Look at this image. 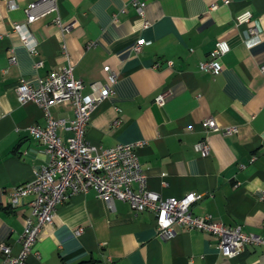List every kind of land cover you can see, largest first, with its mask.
<instances>
[{"label": "crops", "instance_id": "obj_1", "mask_svg": "<svg viewBox=\"0 0 264 264\" xmlns=\"http://www.w3.org/2000/svg\"><path fill=\"white\" fill-rule=\"evenodd\" d=\"M12 1L11 8L0 0V242L19 251L31 196L12 207L8 194L33 179L48 159L28 129L45 125L43 111L34 102L19 103L18 81L34 83L71 65L87 94L91 82L105 80V64L117 80L112 95L91 114L87 141L104 148L140 142L148 188L164 198L199 193L191 204L194 214L264 237V0H144L143 16L133 0H52L29 24L37 39L34 53L13 30L34 0ZM51 4L55 9L47 11ZM246 10L254 33L235 23ZM139 39L141 50L135 52ZM216 41L230 49L221 58L223 68L212 74L198 64ZM50 111L74 116L69 104ZM208 117L237 131L205 130L201 121ZM70 134L58 130L62 139ZM201 140L208 142L206 153L196 148ZM26 264H264V246L246 244L228 257L215 235L198 229L177 227L162 238L153 213L135 211L120 199L109 206L90 188L69 193L57 206Z\"/></svg>", "mask_w": 264, "mask_h": 264}, {"label": "built area", "instance_id": "obj_2", "mask_svg": "<svg viewBox=\"0 0 264 264\" xmlns=\"http://www.w3.org/2000/svg\"><path fill=\"white\" fill-rule=\"evenodd\" d=\"M52 0H34L25 7L26 20L14 22L13 30L19 34L21 41L29 53L36 50L37 39L30 30L29 24L36 19L37 9ZM137 13L143 16L145 1L133 0ZM228 3L229 0H223ZM9 7L15 3L8 0ZM216 7L211 4L210 9ZM50 5L47 11L54 10ZM252 13L249 10L238 13L236 24L248 25L250 33L255 27L250 26ZM59 23V19H56ZM149 24L145 21V25ZM69 25L63 26L67 29ZM143 40L134 44L135 52L141 50ZM230 49L226 41H216L207 54L206 59L199 62L203 71L215 74L223 68L222 56ZM15 61V56H11ZM41 62L35 63L40 65ZM104 81H93L87 94L82 92L85 83L73 74L71 65H61L38 77L31 83L21 78L16 87L19 103L34 102L43 111L45 125L31 124V134L43 145L48 156L45 164L35 172L33 179L14 186L9 191L8 204L15 207L21 200L31 196L30 213L26 215L23 229L18 237L19 251L12 253L11 248L0 242L2 264H26V257L32 251L44 227L52 223L57 206L65 201L69 193H85L93 188L113 206L115 199L127 201L135 211H149L154 214L157 234L162 238H170L177 227L198 229L215 235L218 249L228 257L235 256L246 244L264 246V237L245 232L240 225L228 226L210 215L194 214L191 204L201 197L196 192L186 193L183 197H161L160 194L146 184V174L139 161L137 143H118L112 147H101L86 139V127L96 106L112 95L117 80L116 73L108 64L103 65ZM264 71V65H261ZM163 101L162 96L157 99ZM69 104L73 108L72 118L55 117L50 107L57 104ZM205 130H220L224 134L237 131L235 126L220 127L213 117L201 121ZM58 130L70 131V135L62 139ZM196 148L202 153L208 151V142L201 140ZM136 185V186H134Z\"/></svg>", "mask_w": 264, "mask_h": 264}]
</instances>
